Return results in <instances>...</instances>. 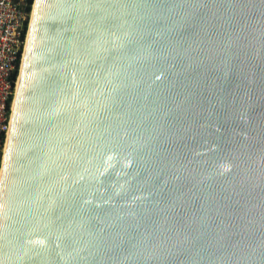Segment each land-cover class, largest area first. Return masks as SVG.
<instances>
[{"label":"water","instance_id":"obj_1","mask_svg":"<svg viewBox=\"0 0 264 264\" xmlns=\"http://www.w3.org/2000/svg\"><path fill=\"white\" fill-rule=\"evenodd\" d=\"M14 92L0 264H264V0H33Z\"/></svg>","mask_w":264,"mask_h":264},{"label":"built area","instance_id":"obj_2","mask_svg":"<svg viewBox=\"0 0 264 264\" xmlns=\"http://www.w3.org/2000/svg\"><path fill=\"white\" fill-rule=\"evenodd\" d=\"M25 5L26 0H0V169L16 79V74L13 79L11 74L16 59L20 58L26 30V27L23 29V23L24 20L27 23L30 12V9L25 10ZM18 64L19 60L17 68Z\"/></svg>","mask_w":264,"mask_h":264},{"label":"trees","instance_id":"obj_3","mask_svg":"<svg viewBox=\"0 0 264 264\" xmlns=\"http://www.w3.org/2000/svg\"><path fill=\"white\" fill-rule=\"evenodd\" d=\"M30 3H31V0H26V5L24 7L26 11H28L30 9ZM29 14H30V12H29ZM25 27H26V20H24L23 29H25ZM18 60H19V57L16 59L15 68L12 71V74H11L12 79L14 78L15 74L17 73V63H18Z\"/></svg>","mask_w":264,"mask_h":264},{"label":"bare ground","instance_id":"obj_4","mask_svg":"<svg viewBox=\"0 0 264 264\" xmlns=\"http://www.w3.org/2000/svg\"><path fill=\"white\" fill-rule=\"evenodd\" d=\"M29 17H30V15H29ZM32 19V18H31ZM30 28V27H29ZM28 32H29V30H28ZM28 32H27V35H28ZM19 79V78H18ZM18 80H17V82H16V89H17V86H18ZM15 94H14V99H15V95H16V92H14ZM13 105H14V100H13V102H12V108H13ZM10 122H11V115H10ZM10 128V127H9ZM8 133H9V129H8ZM7 138H8V135H7ZM6 143H7V141H6ZM5 149H6V145H5V147H4V151H5ZM0 184H1V171H0Z\"/></svg>","mask_w":264,"mask_h":264},{"label":"rangeland","instance_id":"obj_5","mask_svg":"<svg viewBox=\"0 0 264 264\" xmlns=\"http://www.w3.org/2000/svg\"><path fill=\"white\" fill-rule=\"evenodd\" d=\"M31 2H32V0H31ZM30 7H31V5H30ZM30 15V14H29ZM27 22H28V16H27ZM27 24V23H26Z\"/></svg>","mask_w":264,"mask_h":264}]
</instances>
